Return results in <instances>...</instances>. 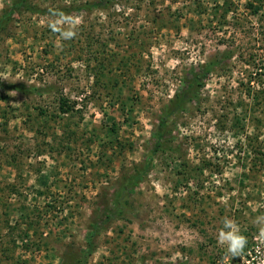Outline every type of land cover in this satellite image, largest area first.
Instances as JSON below:
<instances>
[{"label": "rangeland", "instance_id": "374dc122", "mask_svg": "<svg viewBox=\"0 0 264 264\" xmlns=\"http://www.w3.org/2000/svg\"><path fill=\"white\" fill-rule=\"evenodd\" d=\"M27 1L0 27V264H264V0ZM228 49L152 153L184 75Z\"/></svg>", "mask_w": 264, "mask_h": 264}, {"label": "trees", "instance_id": "16d2710c", "mask_svg": "<svg viewBox=\"0 0 264 264\" xmlns=\"http://www.w3.org/2000/svg\"><path fill=\"white\" fill-rule=\"evenodd\" d=\"M105 2V0L93 1L92 3H88L84 6L89 7L90 5H95L101 7L105 4ZM21 8L31 9L27 0H11L10 4L3 7L0 12V27H2V24L11 16L14 11H18ZM82 8L83 7H81V9ZM231 54L232 51H230L229 49L223 50L222 52H220L219 57L210 58L203 64H200L196 69H193L184 75L183 86L178 92L173 95V97L169 100V103L165 106V108L161 110V113L158 115L157 127L154 132V140L151 149L152 153L158 151L163 152L166 149V145L163 142V134L167 122V117L183 110L186 104L192 102V100L198 95L201 87L204 85V78L210 72L214 71L216 68L224 64L226 62V59ZM12 87L15 86L12 85ZM260 92L264 93V90H261ZM60 106L63 112L69 108V105L66 103L63 97L60 98ZM149 159H151V156H147L144 162L140 164V169H137V171L131 177L134 184L142 181L145 177L146 172L149 169ZM118 204L119 202L114 205V208L112 210L107 211L104 221H108L109 219L121 214L122 209ZM93 226L94 225H92V227ZM86 246L88 248L86 252L87 254L92 246L91 235H88L87 237Z\"/></svg>", "mask_w": 264, "mask_h": 264}, {"label": "clouds", "instance_id": "9594fccd", "mask_svg": "<svg viewBox=\"0 0 264 264\" xmlns=\"http://www.w3.org/2000/svg\"><path fill=\"white\" fill-rule=\"evenodd\" d=\"M59 18L49 24V27L54 32H59L64 40L72 39L75 36V31L72 29L62 30L60 24H71L73 21L63 16V14H57ZM224 229L220 232L219 240L221 243H227V251L232 253L233 257L240 254L247 244L245 236L241 235L238 229L230 220L224 221Z\"/></svg>", "mask_w": 264, "mask_h": 264}]
</instances>
